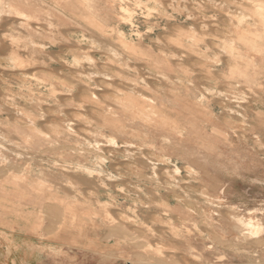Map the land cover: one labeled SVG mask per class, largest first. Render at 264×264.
<instances>
[{"label":"rangeland","instance_id":"rangeland-1","mask_svg":"<svg viewBox=\"0 0 264 264\" xmlns=\"http://www.w3.org/2000/svg\"><path fill=\"white\" fill-rule=\"evenodd\" d=\"M32 1L40 3L44 8L37 25L54 29L57 26V30L62 31L60 35L66 40L53 44L49 38L35 39L36 53L40 54V58H51V62L46 64L52 68H44L41 62L31 68L30 66L21 68L23 71L8 68L5 57L10 53L11 47L6 45L9 42L5 41L9 32L13 31L14 17L8 15L0 20V31L3 29L1 31L3 33L0 32L2 36L0 39L5 40L0 41V44L4 45V47L0 45V54H2L0 55V63L2 62L0 64L2 69L0 70V128L6 132L10 131L6 137L8 142L0 139L2 142L6 141L2 143L5 146L0 145V264H264V239L259 241L257 238L244 237L245 235L231 217L233 215L251 216L258 229L264 228V116H262V122H259L256 116V112L264 114V74L260 73L256 76L260 85L249 89L245 83L230 77L225 59L221 61L215 56V53H218L217 48L222 41V35L232 30L227 25L224 10L209 0H191V3L189 0H186L187 2L174 0L177 4H174L172 0H163L164 3L166 2L165 5L167 4L166 11L155 10L151 11V14L138 6L134 0H122V2L120 0H61L60 4L66 6L67 12L78 23L76 24L45 12L49 5L55 4V0ZM193 1L194 3L203 2L205 7L199 9ZM178 3L180 6H177ZM86 4L93 7L87 8ZM4 7L8 9V3ZM172 9L179 10L172 11ZM180 11L192 12L191 14L194 13V15H188L190 19ZM98 14L99 16L108 14L110 16L108 22L104 23L102 18L97 17ZM10 21H13L11 22L13 26L8 24ZM204 24H206L205 28ZM190 26L195 27L197 33L193 32ZM248 26V29L255 28L254 25ZM175 28L195 35L193 41L196 45L187 47V50L170 44L169 39ZM86 34L88 37L94 36L96 42H91L85 37ZM129 34L130 36H127ZM119 36L129 39L132 44L162 55L168 53L172 65L183 66L187 70L186 73L170 72V80H162L150 73L151 69L144 60L128 52L123 51V59L129 58L128 61L120 62L111 59L109 50L111 46L117 47L116 42ZM70 37L78 38L71 41ZM213 41L215 44L212 43ZM60 47L63 50L60 51ZM70 47L73 51H77L80 47L86 49L93 58L98 57L97 64H88L83 60L84 67L78 66L77 70L73 69L74 66L70 68L67 64H63L62 60L70 56ZM44 49H47L48 53L43 52ZM211 49L215 52L213 53ZM204 50H208L207 53ZM202 62H204L203 65ZM257 62L264 66V61L257 60ZM79 71L80 73H77ZM84 71L100 73L89 80L81 73ZM103 72L110 73L112 76L109 78V75ZM33 75L50 80L59 87L62 85L70 87L64 81V77L69 76L78 83L80 81L82 84L88 83L89 89L91 86L94 87L99 95L98 102L94 104L89 101L90 114L84 116L81 113L83 109H77V101L68 90L61 89L57 92V96L50 97L43 91L42 82L40 80L38 82ZM178 77L183 79L184 85L178 83ZM140 79L143 81H139ZM133 80H137L141 88L145 85L143 83L145 80L153 84V94L156 93L168 102V104L165 103L164 112L181 122L184 121L183 118L190 120L189 122L196 121L201 125L199 131L203 139H198L194 129L191 128V135L186 134L183 137L172 135L174 144L163 150L162 138L167 129L135 119L132 113L127 112L124 114L125 126L127 131L134 132L135 136H124L120 140L133 143L135 147H129V149L132 148L131 151L136 149V154L127 155L125 146L119 147L120 150L108 146L110 142L107 137L110 131L100 128L99 117L108 111L107 103L119 97L118 94L128 87V84L134 83ZM208 87L215 88V93L210 92ZM10 94L16 96L17 100H10L8 97ZM202 95L204 99L207 98L205 101H200ZM21 101H24L26 105L21 106ZM29 101L34 103L30 104ZM173 103L175 106L172 108ZM58 105L63 108L59 109ZM41 106L43 109L40 108ZM65 108L67 110H64ZM222 109L224 112L225 110L233 111L234 117L227 113L222 114ZM21 110L23 113L19 112ZM41 112L47 114L45 124L41 127L48 132L51 130L49 133L52 135L62 134L57 141L55 137L47 138L43 132V135L34 133L26 139V136L20 133L24 125H17L13 119L17 114L19 122H26L31 114L32 119L35 120L39 118ZM240 112L247 117V121L243 119ZM70 121L76 124L74 132L68 130L67 125ZM244 121L247 123L245 124ZM13 126H15V132ZM217 129L224 131L228 139L220 135ZM254 131L260 133V140L256 138ZM207 137L214 143L213 149L209 148ZM96 142L102 143L104 147L107 145L105 147L107 152L102 146L103 149L100 147L97 150L90 146ZM140 151L144 154L142 155ZM167 156L173 160V163L182 167L180 174L177 175L179 183L175 187H171L170 184L164 185L166 179L163 176H161L163 183L155 182L150 170L149 159L158 162ZM113 161L114 164L118 162L115 168ZM77 163L101 166L102 175L107 180H110L108 177L110 172L118 177L116 180L112 178L113 182H109L108 186H102L96 176L77 171L74 167ZM112 164L113 168L110 167ZM166 165L173 168L172 163ZM188 165L201 170V175L187 173L185 167ZM25 169L28 172L23 174L22 170ZM161 173L163 175L164 169ZM71 179L76 180L78 184L71 182ZM39 182L44 183L41 191L30 188V183L37 185L36 183ZM138 182L151 192L146 199L139 200L141 202L137 204L134 198H128L126 190H133ZM72 184L75 186L73 187ZM117 185L126 188L122 191L123 194L121 189L116 188ZM222 189L224 193H221ZM75 195H80L81 199H76ZM96 197L107 199L112 203L110 205L113 214L111 220L103 218L104 212L96 202ZM129 208L134 209L135 214L140 216L138 220L133 217L122 218L123 213ZM92 209L100 215L90 216L87 211ZM76 210L85 211L84 215L92 225L96 223L110 227L111 235L116 237V242L123 240L121 245L129 252L128 258L121 257L123 254L120 252V242L117 251L98 255L78 251L69 252L48 243L46 239L40 240L36 237L38 234L45 237L54 233L66 215L70 216V219L65 217L67 224L72 223L74 221L72 215ZM213 211H217L219 215L213 214L215 213ZM183 213L186 214L185 218H191L197 224L187 219L183 220ZM208 213L213 214V225L220 234L222 233V238L218 239L216 236L214 239V235H211L209 228L205 226V219H207L205 216ZM37 215L40 216L39 222H44L48 218L46 221L52 225L49 224L50 227L47 225L42 230L37 226L34 231L35 228L31 229L29 225L30 222L35 221ZM119 215L122 216L119 217ZM215 220L218 221L217 225ZM158 246L162 248L161 252L155 249Z\"/></svg>","mask_w":264,"mask_h":264},{"label":"bare ground","instance_id":"bare-ground-1","mask_svg":"<svg viewBox=\"0 0 264 264\" xmlns=\"http://www.w3.org/2000/svg\"><path fill=\"white\" fill-rule=\"evenodd\" d=\"M120 1L122 2V0H120ZM134 1H135V3L138 6H141V8H144L150 14H151V11L160 10L162 12V11H166V9H167L166 8V5L167 4L165 5L166 2L164 3L163 0H134ZM172 1L174 2V4L177 2V1H174V0H172ZM187 1L185 0V2H187ZM190 1L191 0H189V2ZM209 1H211V3H213L215 6L220 7V8H222L224 10V12H225V15L224 16L227 18V21H228L227 25H228L229 29L232 28V30L230 32L232 34H230V33H224L222 35V41L220 42V44H218L220 46H218V48L216 47L218 49V53H215V56H217L218 58H220L221 61H222V59H225L227 61V63H226L228 65L227 66V71H228V74L230 75L231 78L240 80L242 83H245L246 85H248L249 86V89H253V87L255 85H260L259 82H257V77L256 76L258 74H260V73H263L264 74V66H261V64L257 62V60L264 61V43H263L264 42V0H224V1H220V2L218 0H209ZM179 2H180V0H179ZM194 2L195 1H193V3ZM7 3H8V7H7L8 9H5L4 6ZM60 3H61V0H55V4L54 5H49L48 8H47V11H45V12L47 14H49V15L59 16V17L65 19V20H70V21H73L74 23L78 24L76 21H74L72 19V17L70 16V14L67 12V10L65 8L66 6L65 5L63 6ZM205 3H206V1H205ZM174 4L172 3L173 6H174ZM86 5H87V8L88 7H90V8L93 7L92 5H88V4H86ZM182 5H184V4H182ZM194 5H196L197 8H199V9H200V7L201 8L202 7H205L203 2H201V3L200 2H198V3L196 2V3H194ZM177 6H180L179 3H178ZM187 7H185V8H187ZM122 8H123V6H122ZM169 8H171V7H169ZM174 8L177 9L176 7H174ZM43 9L44 8H43V6H41L40 3L33 2L32 0H29V2H28V0H9V2L7 0H5V1L0 0V20H1L2 17L8 16V15L9 16H12L13 15V17H14V22L13 21L8 22V24H10L12 26H13V24H11V22L14 23L13 31H11V32H9V30L7 31V32H9V34L6 37L7 38L6 41L3 40V39L2 40L0 39V41H5L7 43L9 42V44H6V45H10V47H11L10 53L7 54V56L5 57V63H6V66L8 68L21 69V68L26 67V66H30V68H31V66H33V65H35L36 63H39V62H41V64L43 63V66H45L44 68H49V67L52 68V66H50V65L47 66V64H49L48 62H51V58L50 59L49 58L46 59L45 57H43V58L41 57L40 58V54H37L36 53V50H37L36 49V46L34 47V45L36 44L35 39L36 38H40V39L41 38H47V39L49 38L50 40L53 41V44H54V43H57V42H59L61 40H66V38L63 37L62 35H60V32H62V31L57 30V26H56V29H54V28H51V27L50 28H44V26H38L37 25V23H38L37 21L40 20L41 14L44 11ZM125 10H127V9H125ZM173 10L174 9H172V11ZM178 10H174V11H178ZM127 12H129V10H127ZM180 12H183V14L184 15L186 14V16H188V15L190 16V14L192 13V12L191 13H188L187 11L186 12L185 11H180ZM191 15H194V13L191 14ZM202 16L204 17V15H202ZM97 17L102 18L101 20L104 21V23L108 22V18H110V16L108 14L106 16L105 15L104 16H99V14H98ZM199 17H201V16H199ZM15 18H17V20H15ZM125 18H128V16H125ZM11 20H13V18H11ZM111 21L112 20H110V22ZM203 21H205V20H203ZM208 23H210V22H208ZM201 24H203V23H201ZM211 24H213V23H211ZM205 25L206 24H204V26H203L204 28H205ZM248 25H254L255 28H253V29L249 28L248 29V27H249ZM211 26H213V25H211ZM4 27H1V28H4ZM180 28H181V26H180ZM198 29H200V28H198ZM214 29H216V28H214ZM4 30H6V28ZM191 30L193 32H196L195 31V27H191ZM206 30L208 32V28ZM1 31H3V29ZM75 32H77V31H75ZM202 32H204V30H202ZM215 32H216V30H215ZM1 33H3V32H1ZM63 33H64V31H63ZM190 33L189 32H185L184 30H179V29L177 30L175 28L174 33L171 34V36H170V39L168 38L170 40L169 43L170 44H174L175 46L178 45L180 47V49L181 48H183V49L186 48L187 49V47H190V46L193 47V45H196V43L193 41L195 35L193 36ZM211 34H212V32H211ZM214 34H216V33H214ZM113 35H115V34H113ZM198 35H200V34H198ZM218 35H220V34H218ZM61 36L63 38H61ZM127 36H130V34L127 35ZM0 37H2V36H0ZM85 37H87L89 40H91V42L92 41L93 42H96L95 41L96 38L94 36H89L88 37V35L86 34ZM161 37H163V36H161ZM77 38L76 37L75 38L70 37V40L73 41V40H76ZM202 38H204V37H202ZM115 39H117V38H115ZM189 40H191V42ZM203 41H204V39H203ZM212 43H214V41ZM0 45H2V44H0ZM60 45H61V43H60ZM64 45L65 44H63V46ZM2 46L4 47V45H2ZM39 46H41V45H39ZM116 46L117 47H112L111 46V48L109 50V55H110V58L111 59H113L115 61H120V62H121V60L122 61H128V60H130L129 58L123 59L124 58L123 51L124 52H128V53L134 55L136 58H139L141 60H144V63L149 67V69H151V70H149L150 73L153 74L154 76H156V78H160L162 80H170V78H171L170 77L171 76L170 75V72H172V73L177 72L179 74H184L187 71L185 68H183V66H178V67L173 66L172 65V61H170V58H168L170 56L168 53H166L165 55H162V54H160V53H158L156 51L154 52V51H152V50H150L148 48H143V47H141L139 45L132 44L129 41V39H125L123 36L118 39V41L116 42ZM7 49H5V50H7ZM18 49L20 51L22 50V52H20V51L18 52ZM59 50L61 51L63 49L60 47ZM92 50H93V48H92ZM107 50H108V48H107ZM207 51H205V52L207 53ZM211 51H212V49H211ZM0 52H1V50H0ZM43 52H47L48 53L47 49H44ZM51 52H53V51H51ZM71 52H73V53H71ZM177 52H178V50H177ZM89 53L90 52H87L86 49L81 48V47L77 51H73V49L71 48V50H70V56H67L65 59H63L62 60V63L63 64H67L70 68H72V66H74L73 69H76V70H77L76 67L83 65L82 64L83 63V60L86 61L88 64H94V65H96L97 64L96 60H98V57L93 58V56L89 55ZM194 53H196V52L194 51ZM5 54H6V52H5ZM5 54L3 53V55H5ZM0 55L2 56V54H0ZM53 55H54L53 57H55V54H53ZM193 57H195V56H193ZM257 57H259V58H257ZM208 58H210V57H208ZM94 60H95V62H94ZM57 61H59V60H57ZM200 63L201 62H199V64ZM203 63L204 62H202V65H203ZM0 64H2V62ZM9 64H10V66H9ZM88 64H86V65H88ZM101 65H99V66H101ZM62 67H64V66H62ZM83 67H84V65H83ZM207 67H208V65H207ZM40 68H41V66H40ZM73 69H72V71H74ZM0 70H2V69H0ZM25 70H26V68H25ZM28 70H30V69H28ZM260 70H261V72H259ZM100 71L102 72V70H100ZM207 71H209V70H207ZM7 72L8 71H6V73ZM42 72H43V70H42ZM1 73L3 74V71ZM77 73H80V71L77 72ZM81 73L84 74L87 79L91 80L93 76L96 77L95 75L96 74H99L100 72L84 71V72H81ZM103 73H105L107 76L109 75L108 76L109 78H110V76H112V75H110V73H106V72H103ZM33 76H34L33 78H36L38 82H40V81L42 82L41 85L43 87V91L45 93H47L50 97L57 96L58 95L57 92L61 91V89L63 91L68 90L71 93V96H74L75 97V100L77 101V106H76L77 109H79V110L80 109H83V110H81L82 111L81 113H83L84 116L90 114V107H89L90 106L89 105L90 102L89 101L93 102L94 104L98 102L99 95L96 93V90H94V87L92 88V86H91V88L89 89V87L87 86L88 83L87 84H84V83L82 84L81 81L78 83V81L77 80L75 81V79H73L71 76L64 77L65 78L64 81H66V83L68 85H70V87L64 86V85H62V87H59L58 85L54 84L52 81L47 80V79H45L43 77H40V76H37V75H33ZM181 77H178V83L180 85H184L185 83H184L183 79H181ZM136 78H138V77L136 76ZM146 78H147V76H146ZM148 80H149V78H148ZM154 80H156V79H154ZM139 81L142 82L143 79H140ZM149 81H151V80H149ZM133 82L134 83L128 84L129 86L126 87L123 91H121L122 89H120L121 92L118 94L119 97H116L111 102L107 103L108 104L107 105V107H108L107 110L109 112L108 111L105 112L106 111L105 110L104 111L105 114L99 117L100 120H101V126H100V128H102V129H108L110 131V134L107 137L108 140H109V142H110L109 144H107L108 146H111V147L116 148V149L118 148V150H120L119 147L125 146L126 147V151H127V155L132 156V155H135L136 154V152H137L136 149L135 150H132V151L130 150V149H132V148L135 147V145L133 143H131V142L125 143V142H121V140H120V138H122L124 136H135V133L134 132L127 131V128L125 126L124 114L127 113V112L128 113L129 112L132 113L133 118H135V119L138 118V119L144 120L145 122H148L151 125H156L157 124L159 127H161V129L162 128L167 129L166 134L163 135V138H162V142H163L162 143L163 144L162 148H163V150H165V148H167L169 146H172V144H174V141L172 140V135H177V136H182V137L184 135H186V134L187 135H191L192 134L191 128L194 129V132L197 134V138L198 139H203L202 138L203 136L200 134V131H199V126H201V125H199L196 121L195 122H189L190 120L183 118L184 121L181 122V121H178V120L173 119L172 116H170L168 113L164 112L166 110L165 109L166 108L165 103L168 104V102H167V100H164V98H161V96L157 95L156 93L153 94V91H154L153 90V86H152L153 84H151V83L147 82V80H145V82H143L145 85L141 88V86L139 87V84L137 83V80H133ZM211 82H213V81H211ZM61 83H63V82H61ZM112 86H113V84H112ZM96 88H97V86H96ZM91 89H93V90L91 91ZM118 90H119V88H118ZM208 90L210 92L215 93L214 92L215 91V88H213V87H208ZM158 91L160 92V90H158ZM171 92H172V90H171ZM164 93H166V92H164ZM8 97H9L10 100H14V101L17 100V97L16 96H13L11 94L8 95ZM206 99H204V95H202L201 98H200V101L201 100L202 101L203 100L205 101ZM31 103H34V102H30V104ZM228 103H230V102H228ZM40 104H42V103H40ZM20 105L21 106L22 105L24 106L26 104H25L24 101H21L20 102ZM55 105L57 106V104H55ZM30 106H28V108ZM42 106H46V105L45 104L44 105L42 104ZM42 106L40 108H42ZM174 106H175L174 103L171 104V107L172 108ZM58 107H59V105H58ZM60 107H59V109H60ZM61 108H63V107H61ZM29 109H31V108H29ZM64 110H67V109L65 108ZM231 110H233V109H231ZM62 111H63V109H62ZM68 111H70V109H68ZM71 111H72V109H71ZM222 111H223V112H221L222 114L223 113H227V114H229V115H231V116L234 117L233 111H229V110L227 111V110H225V112H224V109H222ZM19 112L20 113H23L22 110L19 111ZM66 114L67 113H65V115ZM240 114L243 116V119H245V121H247V119H246L247 117L244 114H242L241 112H240ZM16 116H18V115L15 114V116H14L13 119H14V121H16L17 125H24V127L22 128L23 130H20V133L22 135L26 136V139L27 138L29 139V136H31L34 133H37V134L38 133H41L42 134V132L44 133V135L47 138H53V137H55L56 138V141H57V139L61 138V136H62L61 133H55V135H52V134L49 133L51 130H49V132H48L45 128H42L41 127L42 124H45V120L47 119V114L45 115V113H42V112L39 113V118H36L35 120L32 119V116L30 114L29 118L26 119V122H19V119H17ZM256 116H257L259 122L260 121L261 122L263 121L262 116H264V114H262L261 112H256ZM15 118H16V120H15ZM84 119H86V118L84 117ZM243 119H242V124H243ZM89 121H91V120H89ZM230 121H231V119H230ZM245 121H244V123H245ZM253 121H254V119H253ZM74 125H76V124H74V122H72V121L68 122V125H67L68 130H71L73 132L76 131ZM52 127H54V125H52ZM77 127H78V125H77ZM13 129H14V132H15V126H13ZM19 129H21L20 126H19ZM217 130H218L217 132L220 135L225 136V132L224 131H222L220 129H217ZM71 131H69V132H71ZM9 132L10 131H7L6 132V131H4V130H2L0 128V139L7 141V138L6 137H8ZM16 132L18 133L17 130H16ZM53 133H54V131H53ZM215 133H216V131H215ZM22 135H21V137H22ZM254 135L256 136V138L258 140L261 139V136H260V133L259 132L254 131ZM11 136H13V135H11ZM38 137H39V135H38ZM225 139H228L227 136H225ZM6 141H3V142H6ZM207 141H208L209 148L213 149L214 148V143L208 137H207ZM3 142L0 140V145L1 146H5V145L2 144ZM96 143L91 144L90 146H92V148H94L95 150L99 149L101 146L104 147L102 145V143H100V142H96ZM26 144H27V142H26ZM203 144H205V142ZM105 147H104V151H106V149H107V148L105 149ZM129 147H132V148L129 149ZM80 153H83V152H80ZM143 154L144 153H142V155ZM19 155L22 156L21 153H19ZM133 158H134V156H133ZM148 161H151V162H149L150 163V170L152 172V177H153V179H154L155 182H162V180H163L162 178L164 177L166 179V181L164 180L165 181L164 183L162 182L164 185L167 184L169 186V184H170L171 187H175L179 183V178L177 177V175L180 174V172L182 170L181 169L182 167L178 166V164H176V163H173V160L169 156L164 157L163 159H161L158 162L155 161L154 159H149ZM123 162H124V160H123ZM169 163H172L173 168H170L169 166L166 165V164H169ZM113 164H114V161H113ZM113 164H112V166H110L111 168H113ZM116 164H118V162H115L114 168H115V165ZM119 164H120V162H119ZM98 166H90V165H86V164H83V163H77V164L74 165V167H75V169L77 171H83V172H86V173H88V174H90L92 176H96L97 179H99L100 184L102 186H108L111 182H113V181H111L112 178H113V180H116V178L118 177V175H115L114 173L110 172V174L108 176L110 178V180H107L106 177H104V175H102L103 173H102V170L100 169L101 166L100 167H98ZM121 166H122V163H121ZM163 169H164V173L162 175L161 170H163ZM185 169H186L187 173H189V174H196L197 173L198 175H201V170L196 169L192 165L186 166ZM113 170H115V169H113ZM22 172L24 174V173H27L28 170L25 169V170H22ZM161 176H163V177L161 178ZM71 180H72L71 182H73L74 184L77 183L76 180H73V179H71ZM125 180H129V179H126L125 178ZM38 181H40V180L38 179ZM42 182H43V180H42ZM42 182L41 183L40 182L39 183H36L37 185H35L33 183H30V186L31 187L30 186L29 187L30 188H35L36 190H40L41 191L42 190V187H43V184H44V183L42 184ZM74 186L75 185H73V187ZM133 186H134V184H133ZM116 188L121 189V192L126 189V188H124L122 186H119L118 187V185L116 186ZM204 188L206 189V186ZM126 191H127L128 198H130V197L131 198H134L135 199L134 202H136L137 204L139 202H141L139 200L146 199L148 197V195L150 194V192H151V191H148L146 189V187H144V185L141 182L136 183L135 188L133 190L127 189ZM221 193H224V189L221 190ZM122 194H123V192H122ZM155 194H157V192ZM74 197L76 199H78V200L81 199L80 198V195H75ZM95 199H96V202L99 204V206L102 208V210L104 212V215H102L103 218L104 219H107L108 218L109 220H111V218H113V214L111 213V209L112 208L110 207V205L112 203L109 200H107V199H101L99 197H96ZM65 205H66V203H65ZM210 205H212V204H210ZM213 212H215L213 214L219 215V213L217 211H213ZM213 214L210 215V213H208L205 216L208 219V220L205 219L206 220L205 226H207L209 228L211 235H214V239H215L216 236L219 239V238H222V236H221L219 230L216 229L215 225H213L214 224V221H213L214 220V218H213L214 216H213ZM89 215L90 216L93 215V217H96V216H99L100 213H98L97 211H94L92 209V212ZM183 215L184 216L182 217V219L183 220H186L187 219V218H185V215L186 214L183 213ZM120 216H122V215H119V217ZM124 217H133L136 220H138L140 218L139 215H136L135 214L134 209H131V208H129L128 211L126 210L123 213V217L122 218H124ZM231 217H232V220L236 222V226L245 235L244 237H253V238H255V237L261 236L264 233V228L263 229L261 228V230L258 229L257 228V225L254 223L253 218L251 216H245V215H237V216H234L233 215ZM187 220L193 221L191 218H188ZM193 222L196 223L195 221H193ZM215 224L216 225L218 224V221L217 220H215ZM134 226H136V225H134ZM176 233H178V232H176ZM3 238H5V237H3ZM155 249L157 251H159V252H161V250H162V248L159 247V246L156 247ZM175 255H177V254H175Z\"/></svg>","mask_w":264,"mask_h":264},{"label":"crops","instance_id":"crops-1","mask_svg":"<svg viewBox=\"0 0 264 264\" xmlns=\"http://www.w3.org/2000/svg\"><path fill=\"white\" fill-rule=\"evenodd\" d=\"M84 212L85 211L82 210H76L74 212V215H72L74 221H72V223L70 224H67L65 220V217H68V219H70V216H64L58 224V227L54 231V233L45 235V237H43L44 235L41 236L40 234H38L36 235V237H38L40 240L46 239L45 241H47L48 243L61 247L65 250H68L69 252L78 251L80 253L86 252L88 254L104 255L117 251L119 242L121 245L123 240L116 242V237H112L111 229L108 226L98 225L96 223L92 225L87 220ZM87 212L88 214H90L92 211L88 210ZM39 218L40 216H37L34 222H30L29 227H31V229L35 228L34 231H36L37 226H39V229L42 230L43 227L47 225V227H50L52 225L51 223H49V226L48 222L46 221L48 220V218H46L44 222H39ZM263 234L255 238L261 241L264 239ZM125 240L126 239H124V241ZM120 252L123 254V256H121L123 257V259L128 258L127 253L129 252L126 250V248L123 247V245H121ZM134 257L136 258L137 254Z\"/></svg>","mask_w":264,"mask_h":264}]
</instances>
